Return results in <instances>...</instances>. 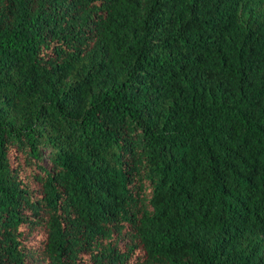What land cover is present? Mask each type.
<instances>
[{"label": "trees", "instance_id": "obj_1", "mask_svg": "<svg viewBox=\"0 0 264 264\" xmlns=\"http://www.w3.org/2000/svg\"><path fill=\"white\" fill-rule=\"evenodd\" d=\"M0 264H264V0H0Z\"/></svg>", "mask_w": 264, "mask_h": 264}]
</instances>
